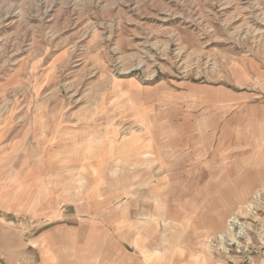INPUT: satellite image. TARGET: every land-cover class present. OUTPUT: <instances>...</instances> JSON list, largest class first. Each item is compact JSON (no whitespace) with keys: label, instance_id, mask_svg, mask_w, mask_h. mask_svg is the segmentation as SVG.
<instances>
[{"label":"rangeland","instance_id":"374dc122","mask_svg":"<svg viewBox=\"0 0 264 264\" xmlns=\"http://www.w3.org/2000/svg\"><path fill=\"white\" fill-rule=\"evenodd\" d=\"M263 172L264 0H0V264H264Z\"/></svg>","mask_w":264,"mask_h":264},{"label":"crops","instance_id":"0c3cea01","mask_svg":"<svg viewBox=\"0 0 264 264\" xmlns=\"http://www.w3.org/2000/svg\"><path fill=\"white\" fill-rule=\"evenodd\" d=\"M188 122H190L189 119H188ZM191 127L192 126H189L188 128H191ZM188 128H187V131L185 133V135H186L185 138H187L186 141L187 140L189 141L190 138L191 139H198L196 141L199 142V143L205 144V147L202 146L200 149H197V150H193L192 151V149H190V151H186L184 153V155H183L185 157L186 165L184 164L183 166L184 167L187 166L189 169L190 168H192V169L193 168H199L201 170L202 169L203 170H206L205 168H206V163L207 162H210V164H213V163H216L218 161V158L216 157L215 151L218 149L219 145H216V146H213L212 148H210V145L208 143L202 142V140L205 139L204 138L205 131H202L200 134H196V135H192L191 136V134L188 133ZM195 128L198 129L197 127H195ZM199 128L202 129L203 127L200 126ZM174 136H170L169 137V140L175 139ZM175 140H177V139H175ZM172 152L173 151L171 150L170 151V154H172ZM167 154H169V153H167ZM172 155L174 156L173 158H171L168 155V157H170L172 160L171 161H168L166 164H163V165L160 164V169L161 168L162 169H168V168L171 167V165L174 164V162H177L176 155L175 154H172ZM168 170H170V169H168ZM263 180H264V172L258 177V180L255 179V182L254 183H255V185H256V183L262 184V181ZM148 185L149 186H153L154 184H148ZM170 193L171 192L169 190L167 192L165 191V192H157V193L155 191H153V192L151 191V195L152 196H155V197L158 196L159 194H162V196L164 197V200L167 199V197L170 196L169 195ZM189 202H191V198H190ZM218 227H221V224L218 223L215 226V228H218ZM190 250H195V248L192 247V248H190ZM60 257H61V255H58L57 260H60L61 259ZM61 260H62L63 263L66 262V259L65 258H62ZM71 263L72 264H79L76 260L71 261Z\"/></svg>","mask_w":264,"mask_h":264}]
</instances>
